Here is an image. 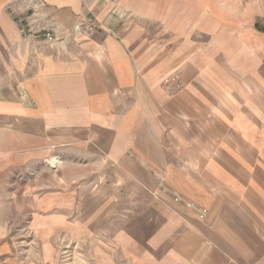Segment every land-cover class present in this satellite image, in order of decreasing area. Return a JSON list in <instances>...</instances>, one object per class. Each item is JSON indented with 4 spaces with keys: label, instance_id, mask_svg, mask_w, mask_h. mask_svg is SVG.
<instances>
[{
    "label": "crops",
    "instance_id": "0c3cea01",
    "mask_svg": "<svg viewBox=\"0 0 264 264\" xmlns=\"http://www.w3.org/2000/svg\"><path fill=\"white\" fill-rule=\"evenodd\" d=\"M0 264H264V0H0Z\"/></svg>",
    "mask_w": 264,
    "mask_h": 264
},
{
    "label": "built area",
    "instance_id": "2783aa9c",
    "mask_svg": "<svg viewBox=\"0 0 264 264\" xmlns=\"http://www.w3.org/2000/svg\"><path fill=\"white\" fill-rule=\"evenodd\" d=\"M28 17L27 18H21L19 20H17L18 26L20 27L21 32L27 36V37H31L36 41H43L48 43L49 45H53L54 42H56L57 38L54 34H51V32H48L47 29L43 28L41 30H37L32 28L31 24L28 22ZM81 29V26H77L75 31L79 32ZM176 202H181L180 198H176L174 199ZM185 205L188 208H191L193 206V204H189V203H185ZM206 214V210H201L200 211V218H204Z\"/></svg>",
    "mask_w": 264,
    "mask_h": 264
}]
</instances>
